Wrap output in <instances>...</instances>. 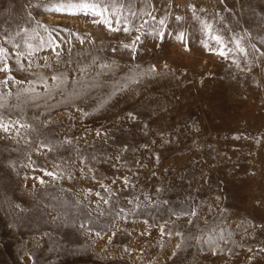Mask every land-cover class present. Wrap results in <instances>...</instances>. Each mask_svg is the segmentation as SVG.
<instances>
[{"label": "rangeland", "instance_id": "obj_1", "mask_svg": "<svg viewBox=\"0 0 264 264\" xmlns=\"http://www.w3.org/2000/svg\"><path fill=\"white\" fill-rule=\"evenodd\" d=\"M91 2L0 0V264H264V0Z\"/></svg>", "mask_w": 264, "mask_h": 264}, {"label": "snow or ice", "instance_id": "obj_2", "mask_svg": "<svg viewBox=\"0 0 264 264\" xmlns=\"http://www.w3.org/2000/svg\"><path fill=\"white\" fill-rule=\"evenodd\" d=\"M107 5V6H105ZM74 8H78L79 12H83L85 14H88L89 12L94 15V16H100L101 22L105 23L110 30L113 31H119V28H112L111 27V20L106 18L104 16V13H106L109 8H113V4L111 2V0H93V2L91 3H80L79 5H75L72 3H67V4H61L59 7H55L52 9H49L50 11H55V12H60V13H66V14H76V12L73 11ZM131 15L135 16L134 12H130ZM113 15H116V10H113ZM147 15L151 16V12L147 13ZM153 19H155V17H153ZM176 19H180V17H176ZM117 24H120L121 21L117 20L116 21ZM127 18L125 17V27L123 28L124 31L126 32H131L133 30V28H129L127 26ZM145 23H147V21H145ZM159 24L163 25L164 24V20H160L158 22ZM140 27H143V25L141 24ZM204 29H205V33L206 35L209 36L210 39L214 40L217 44L221 45L222 47L224 46V41L222 40V38L219 35H216L213 33L212 30V25L204 22ZM136 31H139V29H135ZM7 30L2 28V25H0V35H4V33H6ZM15 35L17 36H21V35H27L26 30H24L23 32L21 31H17L15 33ZM11 36L12 34H8L7 36H5V41L4 43H10L11 42ZM137 40L139 39V36H137L136 38ZM177 39H179L181 42H184V34L180 33L177 37ZM24 47L26 48L27 51V55H31L35 49L33 48L32 44L30 43V38L29 39H25L24 41H22ZM21 44L19 43H13V48L17 49L20 48ZM124 47L128 48H132L133 51H135V41L132 42L131 45H124ZM205 47H208L207 44H205ZM236 48L244 53L245 49L240 45L239 41H236ZM55 50V49H53ZM221 56H225L226 57V53L224 51H220L218 53ZM17 57L20 56H24L25 59L27 58V56L25 55V53L22 52H18L16 53ZM7 59H8V52L7 49L3 47V44H0V72H9L10 69L8 67L7 64ZM17 64L20 65L21 61L19 59H17ZM29 66H31V61H29ZM22 67V65H21ZM102 67L107 68L109 67L108 65H102ZM87 69H81V71H86ZM149 71H154V69H149ZM8 79H12L13 83H20V81H16L13 77H9ZM8 79H5L3 81H0V85L6 86L8 83ZM68 77L66 75V73L64 72H59L57 71L54 74L49 75L47 78H45L42 75H38V85L42 88L45 89V91H51L52 86H50L48 84V80H51L54 82V86L56 88H60L62 85H64L67 81ZM26 92L29 93H34L35 92V87H30L29 89L25 90ZM32 99H35V97H31ZM0 106H2V103H0ZM131 116V114H129ZM134 118V117H133ZM21 127H23V125H20ZM8 125H5L3 123H0V128H2L4 131H8ZM99 134V133H98ZM47 175H52V173H46ZM195 214V213H193ZM223 235L220 236V239H223ZM208 243H213V238L212 237H208L207 240ZM260 251L264 252V248L260 249Z\"/></svg>", "mask_w": 264, "mask_h": 264}]
</instances>
